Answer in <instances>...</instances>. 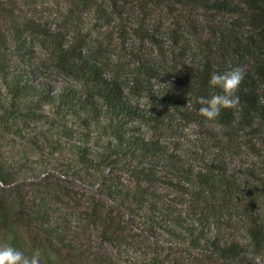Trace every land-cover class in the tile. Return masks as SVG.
<instances>
[{"label":"trees","instance_id":"obj_1","mask_svg":"<svg viewBox=\"0 0 264 264\" xmlns=\"http://www.w3.org/2000/svg\"><path fill=\"white\" fill-rule=\"evenodd\" d=\"M79 3L114 30L52 27L5 8L0 123L37 137L55 163L22 172L0 162V183L42 186L24 215L56 254L72 253L69 264H119L111 252L85 257L87 247L101 239L132 248L137 230L221 264H264V0ZM156 8L192 26L194 50L178 30L149 23ZM229 65L246 69L239 103L209 120L198 99L220 91L210 76ZM72 180L94 193L68 189ZM52 201H67L69 215H56ZM177 253L160 262L185 264Z\"/></svg>","mask_w":264,"mask_h":264},{"label":"rangeland","instance_id":"obj_2","mask_svg":"<svg viewBox=\"0 0 264 264\" xmlns=\"http://www.w3.org/2000/svg\"><path fill=\"white\" fill-rule=\"evenodd\" d=\"M5 8L9 10L14 9L15 12L24 14L27 17H34L41 21L47 20L52 27L76 28V26L82 25L85 27V31L93 29L98 35H106V32L109 30H114L103 25L101 13L85 9L83 4L79 3V0H0V21H3L4 29L8 26L7 21L11 18L10 15H6ZM188 16L191 17L192 15ZM194 16L195 18H201L199 12L195 13ZM154 22H163L166 28L171 27L174 31L178 30L183 35V40L186 42L187 47H191L192 50L195 49V45L192 42L195 32L192 26L187 27L185 25V19L180 21L176 16L168 13L166 8H156L152 12L149 23L153 24ZM176 35L179 36L176 33L169 34V39L174 40ZM138 39L136 38L135 40L138 42ZM159 39L161 44L165 43V47L169 44V39L165 41L161 36H159ZM140 42H142L141 39ZM144 44L150 48H155L149 41H145ZM187 60L193 62L194 58L187 54ZM2 91L5 92L4 89ZM1 113L2 109L0 108ZM36 140H38L37 137L34 142L23 139L19 135L5 130L0 123V162L4 163L7 167L21 169L22 172H27L28 169L42 163L48 158H50V163H55L52 150L38 146L35 142ZM21 182L12 187L4 186L0 183V247L11 245L28 256H31L34 251L39 250L41 252L40 264L53 261H56V263L59 261L60 264H69L72 261L70 259L72 253L67 252L62 257L56 254V249L50 247L48 240H46V234L39 229V225L33 220H28L27 216L24 215L23 210L27 209V204L32 201H39L44 196L42 186L37 185V181L32 178L25 180L24 183ZM69 182L66 185L68 189L72 187L74 189L85 190L88 194L94 193L93 189L86 187L82 183L73 180ZM64 200L72 204L69 199L65 198ZM67 201L61 203H57L56 201L51 202L56 215L63 214L64 217L69 215L71 208L65 203ZM130 234H133V242H135L132 248H126L124 245H121V248L118 249L110 243L99 239L93 243V246L99 247H87L85 257L100 250L101 252H111L112 255L117 257L119 264H151L154 258H158V264H175L168 261L166 263L160 262L173 250L179 252V254L177 253L178 258L181 256L180 259L185 264H221L217 260L206 259L199 251L186 248L182 250L176 249L174 245L156 241L150 236L141 234L138 230L131 231ZM93 236L94 238L99 237L95 233ZM89 260L90 257L86 259V262L88 263Z\"/></svg>","mask_w":264,"mask_h":264},{"label":"clouds","instance_id":"obj_3","mask_svg":"<svg viewBox=\"0 0 264 264\" xmlns=\"http://www.w3.org/2000/svg\"><path fill=\"white\" fill-rule=\"evenodd\" d=\"M246 75V69L240 65H229L223 72H213L209 84L212 88L220 89L210 97H200L202 105L199 113L209 120H215L222 109L235 108L239 103L237 92ZM41 252L36 250L31 256L14 246L0 247V264H40Z\"/></svg>","mask_w":264,"mask_h":264}]
</instances>
